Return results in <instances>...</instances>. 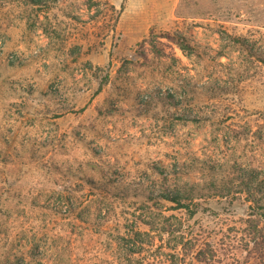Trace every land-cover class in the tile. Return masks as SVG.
Wrapping results in <instances>:
<instances>
[{
  "label": "rangeland",
  "instance_id": "1",
  "mask_svg": "<svg viewBox=\"0 0 264 264\" xmlns=\"http://www.w3.org/2000/svg\"><path fill=\"white\" fill-rule=\"evenodd\" d=\"M0 264H264V0H0Z\"/></svg>",
  "mask_w": 264,
  "mask_h": 264
},
{
  "label": "trees",
  "instance_id": "2",
  "mask_svg": "<svg viewBox=\"0 0 264 264\" xmlns=\"http://www.w3.org/2000/svg\"><path fill=\"white\" fill-rule=\"evenodd\" d=\"M165 197H166V198H170V195H169V194H166ZM171 200H176V199H171ZM184 206H185V205H182L181 203H178V207H179V208H185Z\"/></svg>",
  "mask_w": 264,
  "mask_h": 264
}]
</instances>
